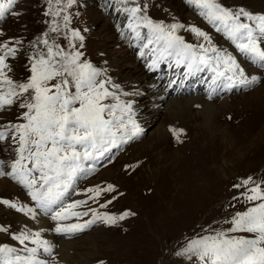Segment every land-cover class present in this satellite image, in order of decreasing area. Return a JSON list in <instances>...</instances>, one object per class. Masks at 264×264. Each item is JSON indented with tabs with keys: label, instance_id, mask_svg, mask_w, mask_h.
Listing matches in <instances>:
<instances>
[{
	"label": "rangeland",
	"instance_id": "1",
	"mask_svg": "<svg viewBox=\"0 0 264 264\" xmlns=\"http://www.w3.org/2000/svg\"><path fill=\"white\" fill-rule=\"evenodd\" d=\"M217 2L233 12L244 9L253 16L262 13L256 0ZM135 6L145 9L141 14L155 23L182 25L175 35L194 48L203 44L234 59L244 60L248 67L261 72L257 76L258 82L216 99L200 94L169 95L167 100L183 99L186 105L182 111H165L164 104L154 103L155 97L151 96L161 93L165 78L176 65V58L172 64H167L166 60L163 66L164 61L158 59L159 51H152L158 50L160 45L153 42L144 47L149 39L147 28L138 29L140 39L136 38L129 28L133 21L124 11ZM199 13V9L185 0H72L70 4L69 0H18L0 19V43H8L17 49L15 56L6 60L11 69L8 75L13 81H27L31 75L30 57L46 54L42 40L47 39L49 44L66 53L80 52L81 62L90 63L101 73L97 81H111L106 87L115 99L109 97L103 103L120 105L114 116L105 113V119L114 121L113 130L121 120L126 123L129 116L133 119L136 107H149L139 135L112 148L104 156L85 162L89 170L77 177L64 202L87 201L75 211L89 214L79 220L73 218L61 223L82 224L92 219V210L113 216L126 211L134 215L115 224L97 221L75 234H57L54 231L56 221L50 214L44 213L42 218L36 213L33 218L31 214L0 204V226L7 229V232H0V246L7 245L15 249V255L26 256V249L36 245L31 241L21 244L12 236L24 232V228L28 232L27 221L40 218L46 219V232L50 227L48 237H45L44 229H37L41 239L53 246L55 264H201L196 255L186 252L193 240L216 236L220 232L226 233L228 238H254L252 233L231 232L230 229L231 220L237 213L264 202L246 201L247 188L236 187L251 178L248 187L259 184L264 189V68L241 53L223 30L218 31L216 25ZM65 16L68 17L67 24ZM239 22L248 24L260 39L261 34L256 28L258 22L243 16ZM54 27L57 31H52ZM191 27L203 31L211 43L198 38L189 30ZM73 31L79 32L83 40L72 38ZM16 40L21 43L15 44ZM154 59L158 68L163 67L157 69L155 66L150 72L153 67L149 66ZM235 61L240 67V62ZM137 67L146 73V82L155 84L154 87L133 84L129 78L125 79ZM244 73L249 77L247 72ZM157 76L161 79L154 81ZM69 90L74 92L75 88ZM18 105L19 101L0 111V125L23 122L18 117L25 109ZM171 129L182 130L179 140ZM16 147L11 135L0 141V161H3L5 172L10 171L9 165L16 158ZM1 182L0 200L33 208L42 215L26 188L7 175L0 176ZM108 185L115 191H102L99 197L89 198L94 194L88 193V189H105ZM105 204L107 207H101ZM59 254L67 257L70 263H64ZM37 256L51 264L50 256L40 251Z\"/></svg>",
	"mask_w": 264,
	"mask_h": 264
},
{
	"label": "snow or ice",
	"instance_id": "2",
	"mask_svg": "<svg viewBox=\"0 0 264 264\" xmlns=\"http://www.w3.org/2000/svg\"><path fill=\"white\" fill-rule=\"evenodd\" d=\"M17 2L18 0H0V19ZM71 2L69 0V4ZM187 3L199 9L200 14L209 23L216 25L218 31L223 30L241 53L264 68V49L260 41L248 24L239 22L242 16L258 22L257 30L264 38V15L253 16L244 9L233 12L217 0H187ZM124 11L129 13L133 21L129 28L137 39H140L138 29H148V44L144 47L153 42L160 45L158 50L152 49L153 52L159 51V60L175 57L178 65L186 66L188 74L206 69L212 73V85L229 90L258 82L256 76L247 77L231 55L214 47L206 48L203 44L197 49L185 43L175 35L182 25L155 23L147 15L141 14L145 9L139 6L125 8ZM11 14L17 15L15 12ZM64 21L67 24V16ZM189 30L198 38L202 37L204 41L211 43L209 37L198 28L191 27ZM52 31L57 29L54 27ZM71 36L83 40L79 32L73 31ZM20 43L19 40L15 41V44ZM42 43L47 48L46 54L40 53L38 58L30 57L31 75L26 82L20 83L9 77L8 72L11 69L6 63L9 56H15L17 49L10 47L8 43H0V111L11 107L17 101L19 108L25 109L18 117L23 122L0 125V141L11 135V139L17 144L16 158L9 165L10 171L5 172L3 161H0V176H9L28 190V195L36 207L50 214V218L56 221L54 231L57 234H75L97 221L115 224L134 213L126 211L119 216H113L92 210V219L82 224H62V221L73 218L79 220L81 216L89 214L87 211H75L87 201L65 204V197L73 188L77 177L89 170L85 167L86 161L102 157L112 148L126 143L139 135L140 128L129 116L126 123L121 120L115 125L116 130H113L114 121L105 119V113L110 117L114 116L120 105L103 103L109 97L115 99L106 87L111 81H97L101 73L90 63L81 62L80 52L66 53L58 46L49 44L47 39H43ZM156 64L157 60L154 59L149 67L154 68ZM52 81L56 82L51 83ZM70 87H74L75 91H70ZM212 91H215V87ZM209 95L211 97V93ZM170 131L178 140L183 134L182 130ZM251 183L249 178L236 187L247 188L244 193L246 201H264V189L259 184L248 187ZM102 191L114 192L115 189L108 185L105 189L87 190L94 194L90 199L99 197ZM0 204L26 215L31 214L33 218L36 216L33 208L6 199L0 200ZM231 225V232L252 233L254 238H228L226 233L220 232L216 236L193 240L186 252L196 255L201 264H264V202L255 204L243 213H237L231 220ZM0 232H7V229L0 226ZM12 238L21 244L31 241L36 247L26 249L27 255L21 257L15 255V249L7 245L0 246V264H48L37 256L41 249L51 257V264H55L53 246L41 239L40 232H22L19 235L13 234Z\"/></svg>",
	"mask_w": 264,
	"mask_h": 264
},
{
	"label": "bare ground",
	"instance_id": "3",
	"mask_svg": "<svg viewBox=\"0 0 264 264\" xmlns=\"http://www.w3.org/2000/svg\"><path fill=\"white\" fill-rule=\"evenodd\" d=\"M255 1V0H254ZM256 2L258 3L259 2V5H258V7H259V9H260V11L262 12V13H259L260 15H264V0H256ZM259 41H260V43H261V47H262V49H264V38H261L260 37V39H259ZM236 59V58H235ZM237 61H239L240 62V65L243 67H241L245 72H247V74H248V76H249V78H251L252 76H258L259 77V75H261V72H259V70H254V69H252V68H254V67H252V68H250V67H248L247 65V63L244 61V60H241V59H237ZM129 78V81L132 83L133 82V84H139V83H143V86H145V87H148V88H150V87H154V85H152V83L151 84H148V82H146V78H147V75H146V73L143 71V70H139L138 69V67L137 68H135V71H132L130 74H129V76L127 75V76H125V79L127 80ZM154 95H152L151 97H155L154 98V103H157V104H164V108H165V111L167 110V111H169V110H171V111H174V112H176V110L177 109H179V110H183V108L185 107V105H186V101L185 100H183V99H170V100H167L166 98L169 96V95H167V93H165V92H161V93H158V92H156V93H153ZM199 99V98H198ZM223 99H226V98H223ZM221 101H222V99H221ZM153 105L154 104H151V107H153ZM137 106V105H136ZM149 107H148V105H144V106H139V107H136V110H133V115H134V117H133V120L136 122V124L139 126V128H140V130H141V124H142V121L143 120H145L146 119V113H145V111L148 109ZM151 110V109H150ZM150 110H148V111H150ZM155 112V111H154ZM148 113V112H147ZM157 111H156V115H157ZM156 118V117H155ZM142 132V131H141ZM110 168V167H109ZM104 172V171H103ZM2 182H1V184H0V191H3L2 189ZM14 186V185H13ZM13 186H10V189H11V191L12 192H15V188L13 187ZM176 194H178V193H176ZM36 213H37V215L40 217H42L43 218V215H41L40 213H38L37 211H35ZM36 215V216H37ZM35 216V217H36ZM42 218H40V219H29L28 221H27V225H29V231L30 232H40L37 228L39 227L40 229H44L45 231V233H44V235H45V237H48V231H49V228H48V231L46 232V228H47V225H46V219L44 220V219H42ZM23 222L22 223H24V220H22ZM53 224H55V223H53ZM56 226V225H55ZM25 230H26V228H24ZM25 230H24V232H25ZM28 231V230H27ZM28 231V232H29ZM44 240V239H43ZM92 241V240H91ZM51 243V242H50ZM64 244H66V243H64ZM62 246V245H61ZM66 246V245H65ZM86 246V245H85ZM71 247H72V245H71ZM77 249V248H76ZM72 250V249H71ZM59 251V250H58ZM76 251V250H75ZM59 257L61 258V260H63V262L65 263V262H69L68 260H67V257L65 258L64 256H63V254H59ZM59 261V260H58ZM62 262V261H61ZM70 263V262H69Z\"/></svg>",
	"mask_w": 264,
	"mask_h": 264
}]
</instances>
